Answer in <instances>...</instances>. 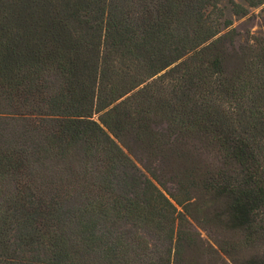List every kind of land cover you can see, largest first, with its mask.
<instances>
[{
  "label": "trees",
  "instance_id": "obj_1",
  "mask_svg": "<svg viewBox=\"0 0 264 264\" xmlns=\"http://www.w3.org/2000/svg\"><path fill=\"white\" fill-rule=\"evenodd\" d=\"M224 2L264 10L0 0V264H264V40Z\"/></svg>",
  "mask_w": 264,
  "mask_h": 264
},
{
  "label": "rangeland",
  "instance_id": "obj_2",
  "mask_svg": "<svg viewBox=\"0 0 264 264\" xmlns=\"http://www.w3.org/2000/svg\"><path fill=\"white\" fill-rule=\"evenodd\" d=\"M246 6L244 0H236ZM224 10L226 18L232 20L233 28L237 33L236 44L249 45L254 42L255 38L264 40V10L263 7L251 9L246 17L234 16L227 2L221 7ZM264 43V41H263ZM205 236V232H202Z\"/></svg>",
  "mask_w": 264,
  "mask_h": 264
}]
</instances>
